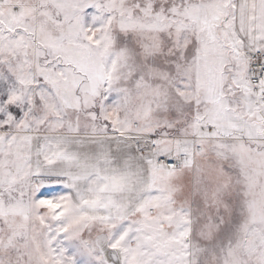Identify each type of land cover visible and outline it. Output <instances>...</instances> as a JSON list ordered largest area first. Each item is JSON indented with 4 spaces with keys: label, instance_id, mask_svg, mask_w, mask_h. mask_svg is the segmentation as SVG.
Listing matches in <instances>:
<instances>
[{
    "label": "snow or ice",
    "instance_id": "obj_1",
    "mask_svg": "<svg viewBox=\"0 0 264 264\" xmlns=\"http://www.w3.org/2000/svg\"><path fill=\"white\" fill-rule=\"evenodd\" d=\"M0 264H264V0H0Z\"/></svg>",
    "mask_w": 264,
    "mask_h": 264
}]
</instances>
